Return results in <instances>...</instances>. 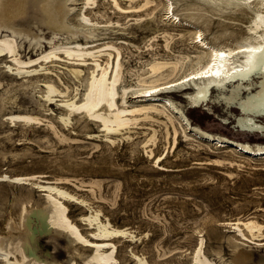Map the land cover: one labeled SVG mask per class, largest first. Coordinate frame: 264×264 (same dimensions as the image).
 I'll use <instances>...</instances> for the list:
<instances>
[{"label":"rangeland","instance_id":"374dc122","mask_svg":"<svg viewBox=\"0 0 264 264\" xmlns=\"http://www.w3.org/2000/svg\"><path fill=\"white\" fill-rule=\"evenodd\" d=\"M120 3L128 6L126 1L121 0ZM72 7L69 24L71 29L76 28L75 31L80 32L83 28H80L76 19L80 13L79 8L82 7L81 1L78 0L72 4ZM85 12L93 22H96L95 26L98 25V28L94 29L93 38L78 33L76 40H80L82 43L97 40L94 45L106 42L119 45L122 49L125 66V85H135V75L144 72L147 63L152 58L167 57L168 53L164 49L165 42L161 34L164 30H169L173 34L182 32L181 36L174 35L169 43L173 53H186L189 50V48L185 49L187 47L185 40L189 39L190 33L186 29L165 25V21L162 20L161 6L152 14H145L144 11L124 14L115 10L110 0H95V4ZM216 28L218 26L213 25L211 31ZM33 29L38 35L45 36V38L52 35L45 26ZM3 34L5 33L2 32ZM64 37L58 35L54 41L56 43H71L73 41L70 35ZM17 42L22 59L36 57L41 50H48L49 46L45 40L42 41L43 43L37 44L34 41L19 38ZM146 47H148V51H146ZM156 47L157 49H155ZM152 48L154 49L151 50ZM154 53L158 56H155ZM6 63L10 64V59L1 57L0 175L3 173L8 175H14V173L34 174L40 177L34 180L35 182H61L60 186L87 203L84 205L72 201L68 207L70 218L88 238H92L89 234L92 229L81 222L80 217L86 212L89 213V207L92 210L98 208L102 220L107 218L113 226L127 228L131 231L137 238L135 237L133 242L125 241V239L117 242L115 264H135L136 260L131 255V251L136 255L143 256L148 264H192V255L199 241V235L204 237L206 254L217 263L232 264L229 259L236 246L252 250V264L258 262L261 254L264 256V233L260 238L252 239L248 236V241L238 236L232 227L224 225L227 221H235L236 218L247 214L253 215L254 219L264 224V173L255 171L251 167L263 162L252 159V161L244 160L240 156L237 157L212 147H205L200 153L191 154V146L186 142H181L173 153L172 138L170 136L167 139L164 138V131L160 130L155 146H149L154 150V155L161 153V158L166 157L162 162L166 170H159L155 163L156 159L144 156L142 141L146 138V129L135 130L136 133L129 140L119 139L116 141L117 143L108 144L101 138L103 133L98 125L79 115L73 116L70 124L65 128L58 119L62 114L58 101H54L51 104V110L45 112L47 107L44 106L45 103L41 97L44 92L41 80L44 78L41 76L33 81H28L25 78L19 79L11 75ZM62 64L64 65L65 62L59 61L49 67L54 75L48 80L53 81L60 89H65L63 87L66 86L68 94L73 95L76 92L81 98L87 85L88 69L84 68L81 80L77 81L66 70L61 69ZM55 75L61 78V84L55 79ZM256 80L252 82L253 91L257 90L255 87L260 81ZM247 89L246 87V91H244L241 88V93L243 92L241 96L249 95ZM223 90H214L211 97L199 108H194L192 103L185 101L182 92H176L167 98L183 112L193 125L252 144L264 142V129L261 133H245L236 126V117L240 115L239 103L238 105L231 104V107L228 106L223 97L218 95ZM229 90H226L227 94ZM134 99L140 98L129 96V101H134ZM145 99H150V97H145ZM22 113L41 116L42 121L36 123L37 125L21 123L13 125L9 121L10 114ZM256 120L264 124L263 116L259 115ZM51 124L53 128H49L52 127ZM142 131H146L145 134H142ZM53 132L57 133V137ZM63 132L65 134H62ZM216 157L237 163L241 161V168L236 169V167L225 164L221 166L208 164L211 159ZM175 161L178 163L173 164ZM43 194L33 184L18 185L0 180V223L6 210L15 212L19 209L18 207L23 205H28L27 207L32 205L34 209L45 207ZM22 203L23 205H21ZM42 231L41 228L36 230L32 242L35 255L40 259L54 261L58 264H69L72 249L77 245L70 244L65 233ZM22 235L26 238V231H23ZM78 252L80 255L76 256L74 264H83L90 249L79 247Z\"/></svg>","mask_w":264,"mask_h":264},{"label":"bare ground","instance_id":"6f19581e","mask_svg":"<svg viewBox=\"0 0 264 264\" xmlns=\"http://www.w3.org/2000/svg\"><path fill=\"white\" fill-rule=\"evenodd\" d=\"M77 1L0 0V58L10 59V64L6 63V67L12 73L11 75L19 79L25 78L28 81H33L41 76L44 78L41 80V86L44 89L41 97L45 103L44 106L47 107L45 112L51 110L50 107L54 101H58L59 109L62 111L58 119L65 128L70 124L73 116L79 115L88 119L89 122L97 124L103 133L101 138L108 144H113L119 139L129 140L136 133L135 130L146 129V138L142 141L144 156L147 155L156 159L155 163H157L159 170H166L162 164L166 157L161 158V153L154 155V150L151 147L155 146L158 131L163 130L164 138L167 139L168 136L172 138L173 153L181 142H186L191 146V154L200 153L205 147H212L237 157L240 156L244 160L252 159L263 162L251 167L255 171L264 173V142L252 144L193 125L183 112L167 98L171 94L182 92L185 101L197 106L210 98L214 90L225 89L218 95L223 97L226 104L231 107V104L238 105L239 103L240 115L236 117V126L245 133H261L263 131L264 124L257 121L256 118H259V115L264 117V0H123L128 3V6L121 5V0H110L113 8L124 14L140 13L141 11H144L145 14H152L161 6L162 20L165 21V25L186 29L190 33L189 39L185 40L187 47L183 45L185 49L189 48V50L187 52L184 50L186 53L177 52L178 54H175L176 52L173 53L169 47V43L174 35L181 36L182 32L173 34L169 30V32L164 30L161 34L165 42V44L163 43L164 49L168 53L167 57L152 58L147 63L144 72L135 73V85H125V66L121 53L122 49L119 45L107 42L94 45L97 40L84 43L76 40L78 33L92 37L94 29L98 28V25L95 26L96 22H93L85 12L86 9L95 4V0H80L82 7L79 8L80 13H78L76 20L80 28L83 29L80 32L75 31L76 28L71 29L69 17L73 11L72 4ZM139 15L141 16V14ZM213 25L218 26V28L211 31ZM38 26H45L46 29H49L52 34L51 37L45 38V36L38 35L33 29ZM2 32L5 34L2 35ZM58 35L63 37L70 35L73 41L71 43H59L57 41L58 43H56L54 39ZM19 38L34 41L37 44L43 43L42 41L45 40L49 43L48 50H41L36 57L22 59L17 42ZM146 48L148 51V47ZM136 49L138 50V48ZM221 52L226 53L223 59L219 56ZM59 61L65 62L61 69L66 70L77 81L81 80L84 68L88 69L87 85L81 98L76 92L73 95L68 94L66 86H61L65 89H60L53 81L48 80L54 75L49 67L54 66ZM55 79L59 84L62 83L58 75H55ZM256 79L260 81L255 87L257 90L253 91L252 82L257 81ZM246 87L249 95L244 93L246 97H243L241 96L243 94L241 88L246 91ZM226 90H229L228 94ZM129 96L140 99L129 101ZM55 97L60 99L57 100ZM145 97H150V99H145ZM40 117L25 113L8 116L13 125L16 123L23 125L40 123L42 121ZM223 119L226 120V118ZM52 124V127L48 125L46 127L53 128ZM146 131H142V134H145ZM53 133L57 137V133ZM168 151H166L167 154ZM206 161L208 162V160ZM240 162L216 157L211 159L208 164L214 166L225 164L239 169L242 165ZM177 163L178 161L173 162V164ZM38 178L40 177L34 174L20 175L14 173V175H8L3 173L0 175V180L6 183L33 184L45 196V207L41 206L40 209H34L32 205L27 207L28 205L22 203L23 206L18 207L19 209L15 212L6 210L5 215H2L0 264H58L54 261L40 259L35 255L32 242L36 230L40 228L43 230L42 232L65 233L69 243L77 245L72 249L69 264H74L76 256L80 255L79 247L90 249V253L85 257L83 264H115L117 242L121 239L133 242L136 236L127 228L113 226L107 218L102 220L98 208L92 210L89 207V213L86 212L80 217V221L92 229L89 233L92 238H88L83 235L77 224L70 218L68 207L72 201L84 205L87 203L60 186L62 185L61 182H35L34 180ZM15 209L17 208L15 207ZM224 225L232 227L238 236L244 240H248V236L252 239L260 238L264 233V224L249 214L238 217L232 222L227 221ZM23 231H26L27 239L23 237ZM198 240L192 255V264H221L206 254L203 235H199ZM259 241L263 242L262 240ZM251 251L236 246L229 259L230 263L250 264L253 256ZM131 255L136 260L135 264H148L143 256L136 255L133 251H131ZM261 255L258 262L254 264H264V256Z\"/></svg>","mask_w":264,"mask_h":264},{"label":"snow or ice","instance_id":"6c2138e0","mask_svg":"<svg viewBox=\"0 0 264 264\" xmlns=\"http://www.w3.org/2000/svg\"><path fill=\"white\" fill-rule=\"evenodd\" d=\"M225 55H226V53H224V52L219 53V56L221 57V59H223ZM210 74L215 75V74H218V73H210Z\"/></svg>","mask_w":264,"mask_h":264}]
</instances>
